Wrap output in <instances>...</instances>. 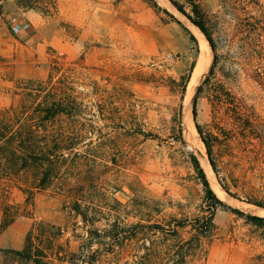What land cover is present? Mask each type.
Wrapping results in <instances>:
<instances>
[{
	"label": "rangeland",
	"instance_id": "1",
	"mask_svg": "<svg viewBox=\"0 0 264 264\" xmlns=\"http://www.w3.org/2000/svg\"><path fill=\"white\" fill-rule=\"evenodd\" d=\"M16 1L42 21L14 33L11 19L0 15V108L26 102L43 117L52 112L44 113V105L61 102L54 130L63 123L64 137L81 136L76 150H91L100 168L110 167L99 176L104 207L94 227L104 239L94 264H173L177 238L153 224L190 220L212 204L193 157L224 205L213 212L212 233L200 237L182 264H264V223L246 217L264 218V0H195L215 44L211 78L222 81L241 104L239 126L222 123L225 131L213 151L217 174L205 147L206 164L183 136L179 105L185 92L179 76L196 63L199 47L170 0ZM211 53L191 95L190 113ZM26 83L31 93L23 88ZM196 108L193 127L211 123L204 93ZM193 138L204 146L197 131ZM8 197L27 213L0 228V248H21L39 221L62 226L75 247L79 240L72 234L82 231L81 219L52 187L27 201L14 187ZM136 223L144 224L143 239L135 236ZM178 234L188 239L190 226L178 228Z\"/></svg>",
	"mask_w": 264,
	"mask_h": 264
},
{
	"label": "trees",
	"instance_id": "2",
	"mask_svg": "<svg viewBox=\"0 0 264 264\" xmlns=\"http://www.w3.org/2000/svg\"><path fill=\"white\" fill-rule=\"evenodd\" d=\"M170 1L177 11L203 33L214 53L208 73L197 87L192 99L191 113L195 121L198 98L204 93L211 107L212 121L204 126L197 122L194 124L205 147L208 162L217 174L213 151L220 143L222 132L225 131L222 123L229 121L236 127L239 126L242 116L241 104L222 81L211 78L216 59L215 44L206 27L199 4L195 0ZM185 6L190 12L185 10ZM183 29L187 31L190 39L195 41L193 34L184 26ZM193 66L194 63L189 73L179 76L181 94L185 92ZM28 84L26 83L23 88L31 93L32 87ZM28 106L24 102L18 106L0 108V228L10 225L20 215L27 213L26 208L22 209L9 200L11 188L15 187L24 193L27 201L35 192L52 187L63 196L64 207L80 217L82 231L80 233L73 231L72 236L79 241L72 248L69 238H64L62 226L43 221L35 222L25 234L21 248H0V264H94L101 253L104 239L94 227L96 217L104 207L101 204L103 197L99 196L102 194L99 176L107 172L110 167L104 165L100 168L95 152L76 150L74 145L81 136L72 134L64 137L63 123L56 127L57 131L54 130L59 122V118L55 117L62 111L61 102L56 100L44 105L42 109L44 113L51 110L52 112L43 117L34 115ZM181 106L180 102V109ZM193 162L203 187L204 197L212 201V204H208L209 211L190 220L173 218L166 224L167 227L153 224V227L160 232L177 238L175 249L171 254L176 257L173 264H182L186 257L198 248L200 237L212 233L213 212L216 206L224 205L209 185L205 172L195 157ZM231 211L243 214L234 208H231ZM246 217L255 224L264 223L263 217L255 215H246ZM187 225L190 226L191 235L184 240L179 237L178 228ZM134 226L139 228L135 236L143 235L141 229L144 228V224L136 223ZM143 238L141 236V239ZM94 243L98 247L94 248Z\"/></svg>",
	"mask_w": 264,
	"mask_h": 264
},
{
	"label": "bare ground",
	"instance_id": "3",
	"mask_svg": "<svg viewBox=\"0 0 264 264\" xmlns=\"http://www.w3.org/2000/svg\"><path fill=\"white\" fill-rule=\"evenodd\" d=\"M179 18L183 22V24H185L189 28V30L195 35V37L198 39V46H199V57L197 58V63L193 69L191 78L190 80H188L186 88H185V94L183 98L182 111H181L182 113L181 114V125L183 128V136L188 141V147L195 152L197 158L199 159L201 163L203 162L205 163L206 161L204 157V154H205L204 146L200 145L199 144L200 142L199 143L196 142L195 139L193 138V132L196 133V130L193 127L189 106H190V98H192L191 95L194 91L195 85L200 80L201 75L205 72V70L209 66L211 58H212V53L210 50V46L208 42L206 41V39L204 38L202 32L194 24H192L188 19L182 16V14L181 15L179 14ZM254 209L263 210V209H257V208H254ZM254 209H250V211H253Z\"/></svg>",
	"mask_w": 264,
	"mask_h": 264
},
{
	"label": "crops",
	"instance_id": "4",
	"mask_svg": "<svg viewBox=\"0 0 264 264\" xmlns=\"http://www.w3.org/2000/svg\"><path fill=\"white\" fill-rule=\"evenodd\" d=\"M0 5L2 7V10H4L0 15H5L7 18L10 19L14 17L16 18V20L19 16H21L24 22L21 21V19H18V22L27 23L28 27H36L42 21V16L40 14L33 10H27L22 8L16 0H0ZM3 34H5V32H3Z\"/></svg>",
	"mask_w": 264,
	"mask_h": 264
},
{
	"label": "built area",
	"instance_id": "5",
	"mask_svg": "<svg viewBox=\"0 0 264 264\" xmlns=\"http://www.w3.org/2000/svg\"><path fill=\"white\" fill-rule=\"evenodd\" d=\"M28 27V24L27 23H19L16 18L12 17L11 18V30L14 32V33H18L24 29H26ZM167 58H172V55L169 54L167 55Z\"/></svg>",
	"mask_w": 264,
	"mask_h": 264
},
{
	"label": "water",
	"instance_id": "6",
	"mask_svg": "<svg viewBox=\"0 0 264 264\" xmlns=\"http://www.w3.org/2000/svg\"><path fill=\"white\" fill-rule=\"evenodd\" d=\"M196 62H197V61H196ZM195 65H196V63L194 64V66H193V68H192V70H191L189 80H190V78H191V75H192V72H193V69H194Z\"/></svg>",
	"mask_w": 264,
	"mask_h": 264
}]
</instances>
